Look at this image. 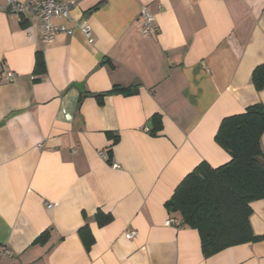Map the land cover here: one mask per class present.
<instances>
[{
  "label": "crops",
  "instance_id": "obj_1",
  "mask_svg": "<svg viewBox=\"0 0 264 264\" xmlns=\"http://www.w3.org/2000/svg\"><path fill=\"white\" fill-rule=\"evenodd\" d=\"M57 1L77 2L70 25L85 22L91 44L78 29L45 44L37 17L0 0V264H264V239L205 257L198 232L165 208L198 164L230 160L214 140L220 122L264 106L250 82L264 64V0ZM142 8L154 35L140 34ZM114 86L135 93L93 97ZM249 207L264 236V201ZM98 211L110 222L98 226Z\"/></svg>",
  "mask_w": 264,
  "mask_h": 264
},
{
  "label": "trees",
  "instance_id": "obj_2",
  "mask_svg": "<svg viewBox=\"0 0 264 264\" xmlns=\"http://www.w3.org/2000/svg\"><path fill=\"white\" fill-rule=\"evenodd\" d=\"M43 60L36 56L35 72L43 73ZM256 91L264 90V64L256 66L250 77ZM113 93L134 94L130 88L114 86L109 92L94 94L98 103ZM150 133L161 131L159 115L152 116ZM264 133V106L257 103L247 107L243 113L224 118L214 140L230 157L217 168L201 162L175 188L165 203L170 213H177L184 226L194 229L200 237L205 257L239 244L256 242L264 236H255L251 230L249 204L264 201V153L260 139ZM108 138L117 142V136L107 132ZM109 214L98 211V226L110 222ZM78 236L88 252L93 245V236L84 226ZM46 235L39 236L35 243H44Z\"/></svg>",
  "mask_w": 264,
  "mask_h": 264
},
{
  "label": "built area",
  "instance_id": "obj_3",
  "mask_svg": "<svg viewBox=\"0 0 264 264\" xmlns=\"http://www.w3.org/2000/svg\"><path fill=\"white\" fill-rule=\"evenodd\" d=\"M77 6L76 1L60 2L57 0H6L4 10L17 16L37 17L40 21V37L43 43L51 44L59 35L71 36L74 29H78L87 42H93L91 30L85 22H78L74 26L70 25L71 11ZM140 34L144 37L157 33V24L154 17L149 13L147 8H142L138 15ZM14 75L6 73L5 81L12 80ZM103 157V156H102ZM113 168H117L112 164ZM51 205L48 204L47 208ZM178 222L175 219H169L165 225H175ZM135 235L131 231L125 235L126 239H131Z\"/></svg>",
  "mask_w": 264,
  "mask_h": 264
}]
</instances>
